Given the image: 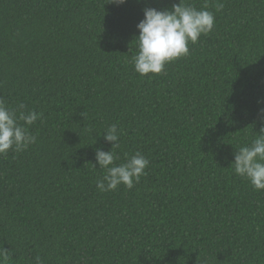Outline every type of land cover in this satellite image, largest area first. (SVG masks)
I'll return each instance as SVG.
<instances>
[{"label": "trees", "instance_id": "obj_1", "mask_svg": "<svg viewBox=\"0 0 264 264\" xmlns=\"http://www.w3.org/2000/svg\"><path fill=\"white\" fill-rule=\"evenodd\" d=\"M187 2L214 29L141 76L143 9L179 0H0V98L42 113L36 142L0 155L6 264H264V190L231 165L260 130L264 0ZM112 124L116 163L139 151L149 165L101 192Z\"/></svg>", "mask_w": 264, "mask_h": 264}, {"label": "clouds", "instance_id": "obj_2", "mask_svg": "<svg viewBox=\"0 0 264 264\" xmlns=\"http://www.w3.org/2000/svg\"><path fill=\"white\" fill-rule=\"evenodd\" d=\"M108 2L119 5L126 0ZM222 8V3L216 4L217 11ZM143 14V19L136 26L139 30L136 37L137 51L131 59L135 72L141 76L160 74L167 64L189 55V44L197 43L201 35L209 34L215 26V14L207 6L197 9L187 0H179L170 9L145 7ZM41 116L42 113L35 110H26L24 104L11 107L0 98V155L10 150L22 151L34 144L37 137L29 131L28 126ZM257 122L260 123L259 133L254 131L250 143L234 146V161L231 165L235 174L247 179L259 191L264 190V108L259 109ZM103 135L106 141L111 142V148L108 151L100 148L95 150L96 162L99 168L105 170L103 177L96 181L97 189L101 192L111 191L121 184L128 189L133 188L146 175L148 158L137 151L117 164L116 161L120 159L115 151L120 146L117 125L109 126ZM8 259L7 250L0 251V264H6ZM36 264H43L39 257L36 258Z\"/></svg>", "mask_w": 264, "mask_h": 264}]
</instances>
